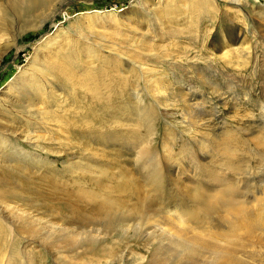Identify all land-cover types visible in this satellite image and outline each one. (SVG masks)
I'll return each instance as SVG.
<instances>
[{
    "label": "rangeland",
    "instance_id": "1",
    "mask_svg": "<svg viewBox=\"0 0 264 264\" xmlns=\"http://www.w3.org/2000/svg\"><path fill=\"white\" fill-rule=\"evenodd\" d=\"M10 1L5 0V4L0 0L5 5H9ZM243 1L255 3L264 9V0ZM53 5L36 18L27 20L26 24H20L18 19L10 15L1 26L0 137L2 135L1 139L5 140L3 147L8 151H0V157L3 155L6 158H0V176L8 175L5 166H11L18 154H36L40 157L38 162L44 164L51 161L52 168L62 170L70 163L75 164L89 157V150L99 151L101 156L109 160V164L112 161L114 172L126 170L125 173H135L136 169L131 163L132 156H124L125 150L117 144V121L122 114L114 115L110 108L102 106L107 102L103 98L106 96L112 104L122 100L131 105L130 110L134 108L133 92L130 91L128 96L127 89L115 87L121 78L127 79L132 85L137 82V75L128 71L132 66L128 65L129 57L146 68L149 74L157 72L159 79L163 78L160 84L171 83L173 91H178V87H194L198 90L194 95L186 96V99L189 98L186 110H181L179 102L169 101L170 118L165 117L164 98L157 90L154 91L155 98L149 91L143 95L147 103H155V99L162 105L159 106L162 114L157 119L158 123L156 122L154 145L165 173L167 169L163 159V138L167 131L171 142L175 143L173 149L177 151L173 157L183 158L185 162L187 154H179L181 146L185 145L191 148L192 155L198 161L204 163L206 159L200 154L199 141L206 144H212L214 140L223 143L227 129L240 132L242 140L251 139V132L264 126L258 107L260 102H264V20L256 16L263 13L262 9L257 8L251 13L248 7H241L240 12L245 19L241 21L234 18V7L229 0H56ZM231 20L234 22L233 29L230 28ZM259 23L262 28H259ZM77 35L85 38L79 41V47L85 50L80 54L82 62L87 60V52L91 48H96L93 51L97 50L100 54H96L109 61L108 64L99 63L101 60L95 61L92 66L89 64L86 67L92 72L102 71L107 76L103 80L104 87L98 90L101 93L100 100L83 94L80 79L58 81V86L56 81L52 82V78L50 83H45L40 74L37 63L66 65L65 57L68 53L60 47L65 43L76 42ZM145 47H149L150 51L148 54H141ZM54 54H58L57 60ZM115 54L120 58L115 57ZM229 56L233 57L232 67L224 63ZM83 66L80 64L73 67L79 68L75 71L82 74ZM34 73L40 84L38 92L28 90V80L25 89L18 85L22 75L32 76ZM141 84L143 85L142 79ZM92 87L95 88L94 85ZM49 93L55 100L53 107L47 99ZM96 95L99 97V94ZM188 109H191L190 112ZM26 111L36 112V117L38 115L39 118L31 121ZM186 112L190 113L198 126H187L182 117V113ZM87 123L91 125L87 126ZM243 128L250 130L241 132ZM31 129L36 130L35 136L41 138L38 143L35 136V144L25 142L24 138ZM107 138L108 141L104 142ZM11 153L15 157L10 156ZM47 168L38 171L33 166L30 171L43 177L47 175ZM175 173L171 172L172 175L167 176L168 179L171 177V184L177 175ZM63 176L62 172L60 177ZM16 177L14 174L13 178ZM62 180H65L64 177L60 178ZM31 181L35 180L30 179L29 182ZM179 181L190 184L186 176H180ZM22 183L17 181L19 188ZM21 192L22 189L18 191ZM29 203L26 202L24 205H27L20 207L18 211H23L24 208L28 216L44 215L43 211H34ZM0 209V214L5 211L1 205ZM60 212L64 218L70 216L66 211ZM1 215L6 216V213ZM4 220L9 222L11 219L7 215ZM89 230L92 237L83 234L84 236L69 238L65 243L56 242L55 249L61 252L59 255L51 250L50 253L43 251L40 242L28 239H20L17 247L25 250L28 259H33L34 264L37 260L41 264L39 259L43 254L46 259L43 264H70L68 259L71 264H106L109 260L106 258L109 248L114 250L124 242L131 251L148 258L151 248L145 246L143 239H129L131 236L122 237L121 234H113L108 238L103 232L100 234L95 231V228ZM50 238L49 240H54L53 237ZM47 248L50 249L48 246ZM83 255L86 257L83 258ZM125 264H132L131 259Z\"/></svg>",
    "mask_w": 264,
    "mask_h": 264
},
{
    "label": "bare ground",
    "instance_id": "2",
    "mask_svg": "<svg viewBox=\"0 0 264 264\" xmlns=\"http://www.w3.org/2000/svg\"><path fill=\"white\" fill-rule=\"evenodd\" d=\"M1 1L6 4L5 0ZM55 1L11 0L9 5L0 2V34L3 32L1 26L4 21L7 22L8 16L15 17L20 24H26L27 20L36 18L43 10L47 11L54 6ZM229 2L234 7V18L241 21H245L240 12L241 7H248L251 13L259 8L257 4L243 0ZM259 9L263 13L256 16L264 20V9ZM226 16L230 18L228 13ZM231 22L230 28L233 29L234 22ZM260 27L262 28V24ZM77 38L76 42L65 43L60 47L68 53L65 66L36 62L40 74L45 83H50L52 78V82L56 81L57 85L60 84L58 81L80 79L83 94L100 100L101 93L98 90L104 87L103 80L107 76L102 71L92 72L86 67L89 64L92 66L95 61L101 60L99 63L103 64H108L109 61L99 56L100 52L97 50L93 51L96 48H91L87 52V60L82 62L80 54L85 50L79 46L85 38L82 35H77ZM149 51L150 48L145 47L141 54H148ZM57 57L58 54H54V58ZM115 57L120 58L118 54ZM226 59L224 63L232 67L233 57ZM127 62L136 67L134 69L130 66L128 71L137 75V82L132 85L127 79L121 78L115 87L127 89L128 96L130 91L133 92L134 108L130 110L131 105L122 100L112 104L106 96L103 98L107 102L102 106L110 108L114 115L122 114L117 121V144L125 150L124 156H132L131 163L136 169L135 173H125L126 170L114 172L112 161L109 164V160L94 150H89V157L75 164L70 163L62 170L52 168L51 161L44 164L38 162L40 157L36 154H18L15 157L11 153L10 156L13 155L15 160L11 166H5L8 175L0 176V205L5 210L1 214L6 213V216L0 214V264H34L33 259H28L25 250L18 249L17 245L21 240L40 242L43 251L50 253L51 250L59 255L61 252L56 251V242L65 243L69 238H77L83 234L89 237V228H95L100 234L103 232L108 238L113 234H121L122 237L131 236L129 239H143L145 246L151 248L146 258L121 242L122 245L114 250L109 248L106 252V258H109L106 264H125L130 259L132 264H264V126L252 131L251 139L242 140L240 132L227 129L223 143L214 140L212 144H206L198 140L200 154L206 159L204 163L198 161L192 155L191 148L185 145L181 146L179 154H187L186 161L173 157L177 151L173 149L175 143L171 142L167 131L163 138V159L167 169L165 173L154 145L156 122L162 114L159 106L162 105L155 99V103H147L143 95L149 91L155 98L154 91L157 90L164 98L165 117L170 118V104L167 103L174 100L179 102L181 110H186L189 99L186 96L194 95L198 90L194 87H178V91H173L171 83L160 84L163 78L159 79L157 72L149 74L146 68L130 57ZM80 64L84 65L82 74L75 71L79 68L73 67ZM36 76L35 73L32 76L22 75L18 85L25 89L28 80V90L38 92L40 84L37 83ZM47 99L53 107V95L49 93ZM22 101L26 103V100ZM27 103L29 104L28 101ZM258 107L259 116L264 120V102H260ZM190 110L188 109L189 112ZM26 112L31 121L39 118L38 115L36 117V112ZM189 112L182 113V117L187 126L193 127L195 123ZM90 125L91 123H87V126ZM195 126H198L197 123ZM247 130L250 129L245 128L241 132ZM29 132L24 138L25 142H34L37 131L31 129ZM1 138L2 135L0 151H8L3 147L5 140ZM40 139L35 136L36 142ZM107 141L108 138L104 142ZM1 157L5 158L3 155ZM33 166L37 170L48 167L47 175L39 177L37 172L31 173ZM174 171L177 175L171 184V177L168 179L167 176H171ZM62 172L65 179L63 182L60 181L63 178L60 177ZM14 174L17 175L16 179L13 178ZM180 176H186L190 184L179 181ZM30 179L35 181L29 182ZM18 180L23 182L20 188ZM18 189H22V192L18 193ZM26 202H30L31 208L37 213L43 211L44 215L28 216L24 208L23 211H18L20 207L27 205H24ZM60 211H66L70 216L64 218ZM7 215L11 219L9 222L4 220ZM43 219L45 220L42 221ZM50 237L54 240H49ZM126 239L128 238H124ZM45 260L43 254L39 262L43 264ZM68 261L71 264L69 259ZM35 263L38 264V260Z\"/></svg>",
    "mask_w": 264,
    "mask_h": 264
}]
</instances>
